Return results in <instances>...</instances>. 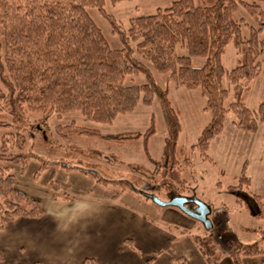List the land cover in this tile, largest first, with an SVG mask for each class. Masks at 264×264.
<instances>
[{
  "label": "trees",
  "instance_id": "obj_1",
  "mask_svg": "<svg viewBox=\"0 0 264 264\" xmlns=\"http://www.w3.org/2000/svg\"><path fill=\"white\" fill-rule=\"evenodd\" d=\"M240 6L255 21L247 36L241 32L243 19L233 16ZM88 7H96L107 18L121 42L120 48L109 46ZM0 29V161L22 162L24 154L6 153L5 149L7 141L23 145L24 132L33 128L28 127L30 113L41 114L44 121L53 113L77 110L91 121L108 123L118 114L131 111L140 99L150 103L156 97L166 135L160 159L151 160L166 180L182 182L180 171L189 168L191 161L186 149L177 146L179 109L139 56L157 71L166 72L167 80L197 88L204 97L211 117L195 144L200 155L208 157L209 142L222 130L227 114L232 115L233 124L246 131H254L257 122H264V101L251 109L243 98L260 72L259 57L264 49V38L258 35L264 32V10L256 0H173L151 14L130 17L127 27L106 12L104 0H0ZM228 43L238 54L231 69L222 63ZM177 45L184 46L186 54H177ZM198 56H204L205 62L191 65V58ZM137 74H144L146 81L126 82L128 76ZM229 88L233 101L225 104ZM59 129H64L63 134L100 135L98 129L74 122ZM153 131L151 121L143 134L145 143ZM62 165L89 174L99 183L112 182L120 191L131 190L133 185L123 179L103 178L96 169L80 164ZM44 167L42 163L34 178ZM250 183L242 170L237 184L229 185L227 191L255 218L264 220V202L261 195L247 190ZM48 185L54 199H71L69 195H58L59 185L52 178ZM43 212L41 202L19 189L15 175L0 166V231L16 218H38ZM259 232L264 239V231ZM228 254L234 264H242L245 256H261L264 264V248L258 242L236 244ZM92 261L86 259L81 264Z\"/></svg>",
  "mask_w": 264,
  "mask_h": 264
},
{
  "label": "rangeland",
  "instance_id": "obj_2",
  "mask_svg": "<svg viewBox=\"0 0 264 264\" xmlns=\"http://www.w3.org/2000/svg\"><path fill=\"white\" fill-rule=\"evenodd\" d=\"M171 1L173 0H123L112 3L110 0H104V8L123 27H127L130 17L151 14L157 7H165ZM256 2L264 10V0ZM87 11L109 46L120 48L121 42L107 18L96 7H88ZM233 16L243 19L241 32L242 36H247L250 26H255L254 19L241 6L234 11ZM258 35L264 38V32ZM175 52L179 55L186 54V49L177 45ZM139 59L148 66L155 81L167 90L172 105L179 109L180 131L177 146L186 149L191 161L189 168L180 171L182 182L166 180L161 172L155 169L152 161L160 159L166 135L163 115L156 97L150 103H144L140 99L131 111L118 114L108 123L91 121L77 110L66 111L60 115L53 113L44 121L40 119L41 114L30 113L28 127L33 128L24 132L23 145L19 147L7 141L5 149L6 153L24 154L22 162L11 163L4 160L0 161V166H6L15 175L17 185L26 189L32 196L39 197L41 202L46 201L48 191L50 194L53 192L48 185L49 178L58 183L60 197L68 195L66 192H84L85 188H91L93 193L101 194H112L120 189L112 182L102 184L89 174L66 169L62 165L64 163L96 169L97 175L103 178L127 180L133 184L131 191L138 195H143L141 191L144 190L165 200L170 198L171 194L196 197L211 210L208 215L212 223L210 229H205L197 221L202 227V234L196 238L198 242L207 241V246L201 245L208 257L215 259L226 256L228 250L239 243L258 242L264 248V239H261L259 232L260 229L264 231V220L255 218L249 210L235 202L234 196L227 191L229 185L237 184V177L244 170L251 179L247 190L261 195L264 202V122H257L254 131H246L233 124L232 115L227 114L222 130L209 142L208 157L200 155L195 144L201 129L211 117L209 110L205 109L204 97L197 88L175 85L167 80L166 72L157 71L151 62L140 56ZM237 59L238 54L234 46L228 43L222 54L224 67L233 68ZM259 60L260 72L252 80L250 89L243 97L246 106L251 109H256L264 101V49ZM204 62V56L192 57L190 60L193 66H201ZM128 81L141 84L146 81V77L144 74L132 75L126 78V82ZM230 101H233L231 89L225 104ZM151 121L154 131L145 143L143 134L150 127ZM71 122L98 129L100 135L63 134L64 129L59 127ZM1 133L2 131L0 135ZM42 163L45 167L37 178H34ZM151 185L153 190L149 189ZM189 221L193 222L191 219ZM190 231L197 236L196 229L190 228ZM206 248H210L209 252Z\"/></svg>",
  "mask_w": 264,
  "mask_h": 264
},
{
  "label": "crops",
  "instance_id": "obj_3",
  "mask_svg": "<svg viewBox=\"0 0 264 264\" xmlns=\"http://www.w3.org/2000/svg\"><path fill=\"white\" fill-rule=\"evenodd\" d=\"M83 191H65L71 199H54L48 191L45 202L32 196L44 212L16 218L0 231V264H81L86 259L91 264H233L229 254L215 259L205 254L207 241L197 240L201 225L177 207L157 205L131 190ZM261 261V256L242 258V264Z\"/></svg>",
  "mask_w": 264,
  "mask_h": 264
},
{
  "label": "water",
  "instance_id": "obj_4",
  "mask_svg": "<svg viewBox=\"0 0 264 264\" xmlns=\"http://www.w3.org/2000/svg\"><path fill=\"white\" fill-rule=\"evenodd\" d=\"M141 193L144 197L149 198L153 203L160 206H173L177 207L184 214L198 220L205 229H210L212 223L208 217L210 207L197 199L196 197L185 196L182 194H173L167 200L159 198L156 194L142 190ZM195 204V207H189V204Z\"/></svg>",
  "mask_w": 264,
  "mask_h": 264
},
{
  "label": "flooded vegetation",
  "instance_id": "obj_5",
  "mask_svg": "<svg viewBox=\"0 0 264 264\" xmlns=\"http://www.w3.org/2000/svg\"><path fill=\"white\" fill-rule=\"evenodd\" d=\"M189 207L193 208V207H195V204L191 203V204H189Z\"/></svg>",
  "mask_w": 264,
  "mask_h": 264
}]
</instances>
